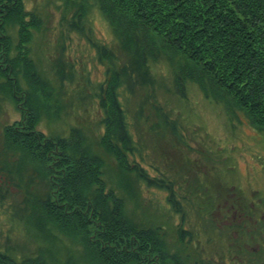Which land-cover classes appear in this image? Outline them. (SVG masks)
<instances>
[{
	"label": "trees",
	"instance_id": "1",
	"mask_svg": "<svg viewBox=\"0 0 264 264\" xmlns=\"http://www.w3.org/2000/svg\"><path fill=\"white\" fill-rule=\"evenodd\" d=\"M95 2L116 42L88 38L99 62L106 63V78L93 94L100 128L90 139L78 130L61 137L39 128L41 105L35 88L44 80L30 43L44 19L27 8L25 0H0V111L8 101L19 99L21 104L16 105L20 118L0 125V205L13 197L19 209L15 215L26 210L24 221L37 220L46 237L79 232L85 252L96 264H193L189 255L177 251L193 239L185 226L186 204L197 202L211 215L216 196L208 181L196 188L189 177L186 184L185 124L165 95L187 99L188 82H196L206 95L217 93L216 100L231 114L243 113L264 133V0ZM79 7L69 24L85 33L84 6ZM8 20L16 21L14 32L6 29ZM161 59L173 76L171 84L152 72L151 66ZM57 72L62 84L65 72ZM40 84L49 97L60 93L45 81ZM130 114L143 121L148 136L138 130L134 134ZM149 146L160 149L158 161L148 160ZM169 148L174 153L171 162L165 151ZM110 163L117 171L116 181L107 174ZM37 170L44 174L41 189L34 178L30 180L29 173ZM139 184L164 191L170 216L179 215V222L158 223L144 204ZM139 208L145 211L140 219ZM169 228L178 241L175 249L167 243ZM43 256H35L32 263L29 257L27 264H46ZM0 263L19 264L1 251Z\"/></svg>",
	"mask_w": 264,
	"mask_h": 264
},
{
	"label": "rangeland",
	"instance_id": "2",
	"mask_svg": "<svg viewBox=\"0 0 264 264\" xmlns=\"http://www.w3.org/2000/svg\"><path fill=\"white\" fill-rule=\"evenodd\" d=\"M25 4L29 9L34 8L44 19L42 30L35 31L30 43V54L34 64L45 84H48L54 93V90H60L56 96L49 97L45 91L40 90V83L44 81L38 83V89L35 88L36 98L41 105L39 128L47 135L54 134L61 137L69 136L75 132L74 130H78L83 137L90 136V139H95V133L100 128L101 113L98 111L93 94L98 82L106 78V63L99 62L96 49L88 38L114 45L116 39L108 21L95 0H25ZM81 4L84 6L85 33L71 29L69 24ZM75 17L77 18L76 15ZM15 27V20L7 21L6 29L9 33ZM161 60L151 66L152 72L158 74L159 78L161 75L164 76V79L171 84L173 76L168 70L166 60ZM59 69L65 72L62 84L58 77ZM21 80L24 85L29 83L23 75ZM48 80L52 84H49ZM165 96L169 99V104L175 105L177 111L174 115L177 116L181 112L178 116L182 115L185 124L184 130L189 142V147L183 146L185 162L188 166L190 160L198 161L201 162V169L203 166L207 168L209 173L205 175L208 177L206 181L212 190H215L214 196L225 183H228L229 187L232 183H237L249 194L252 190H259L264 198V133L252 125L243 113L239 112V116L235 117L227 110L226 105L216 100L217 93L206 95L196 82H188L187 99L178 100L171 95ZM19 101V99L15 102L8 101L4 105V110L0 111V125L2 122H12L20 118V111L16 109V105L21 106ZM133 105L135 101L130 104L132 108ZM130 113L132 114V111ZM131 114V129L134 134L138 130L139 133L143 132L148 136L143 121L134 120ZM140 124L141 128H139ZM148 148V160L158 161L160 149H154L153 146ZM205 149H209L211 153L204 155ZM169 150L170 148L165 150L170 157L167 162L174 159V153ZM113 164L110 163L111 170L107 171V174L116 181L117 171L113 170ZM146 167L152 174L157 173L149 164H146ZM192 171L190 169L188 172L191 174ZM52 172L54 171L51 169L49 174ZM29 174H32L30 180L34 178L37 188L41 189L44 174L38 170ZM218 174L222 176L220 188L216 180ZM138 187L142 191L144 204L153 212L152 215L156 217L158 223L166 225L169 221L179 222V215L170 216L171 212L165 204L164 191L148 188L142 184ZM9 200L3 206L0 205L1 252L11 254L19 264H27L29 257H32L29 262L32 263L40 254L44 255L46 264H96L92 254L85 252L84 240L81 239L79 232H74L73 236H70V233L62 231L60 238L46 237L37 220L24 221L23 217H27L26 210L18 212L21 217L16 216L15 212L19 211L16 208L17 204L12 202L13 197ZM186 207L185 226L192 230L193 239L187 248H177V251L183 256L189 255L192 259L190 263L193 264L199 261L201 264H217V240L227 229L224 225L217 226V219L213 215L215 206L211 208V215L207 214L206 210H202L203 206L197 202L187 203ZM141 210L139 208L136 212L138 219L142 216V212L145 213ZM151 211H148V214H151ZM165 227L167 230L168 227ZM170 228L166 239L169 246L174 247L178 241L176 242V237L171 234ZM66 231L70 232V229ZM224 232L228 235L226 231ZM226 241L225 244H228ZM226 259L231 260L228 256ZM245 264L259 263L253 258Z\"/></svg>",
	"mask_w": 264,
	"mask_h": 264
},
{
	"label": "flooded vegetation",
	"instance_id": "3",
	"mask_svg": "<svg viewBox=\"0 0 264 264\" xmlns=\"http://www.w3.org/2000/svg\"><path fill=\"white\" fill-rule=\"evenodd\" d=\"M185 147H188V144ZM200 163L190 160L184 171L186 184H189L191 177L195 179L196 188L201 183L205 184L206 178L208 179L205 175L209 173L205 166L200 168ZM190 169L193 170L191 174L188 172ZM175 173L177 171L172 172V175ZM216 180L220 188L222 176L218 174ZM176 184L178 185L179 181H176ZM213 215L217 219V226L224 225L227 229L224 231L228 233L226 235L223 231L217 240V264H245L253 258H256L259 264H264V198L259 190H252L249 194L237 183H232L231 187L225 183L222 189L217 190ZM225 241L228 244H225ZM226 256L231 260L228 261Z\"/></svg>",
	"mask_w": 264,
	"mask_h": 264
}]
</instances>
